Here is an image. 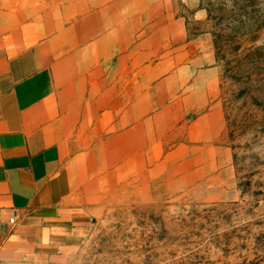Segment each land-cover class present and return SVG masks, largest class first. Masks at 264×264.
<instances>
[{"label":"crops","instance_id":"obj_1","mask_svg":"<svg viewBox=\"0 0 264 264\" xmlns=\"http://www.w3.org/2000/svg\"><path fill=\"white\" fill-rule=\"evenodd\" d=\"M215 61L174 0H0V264H61L109 202L231 170Z\"/></svg>","mask_w":264,"mask_h":264},{"label":"rangeland","instance_id":"obj_2","mask_svg":"<svg viewBox=\"0 0 264 264\" xmlns=\"http://www.w3.org/2000/svg\"><path fill=\"white\" fill-rule=\"evenodd\" d=\"M220 70L233 165L182 193L109 202L61 264H264V0H174ZM48 261V259H46Z\"/></svg>","mask_w":264,"mask_h":264},{"label":"built area","instance_id":"obj_3","mask_svg":"<svg viewBox=\"0 0 264 264\" xmlns=\"http://www.w3.org/2000/svg\"><path fill=\"white\" fill-rule=\"evenodd\" d=\"M16 226H17L16 214L6 219L3 217L2 213L0 212V248L2 247L7 234L13 232L16 229Z\"/></svg>","mask_w":264,"mask_h":264}]
</instances>
